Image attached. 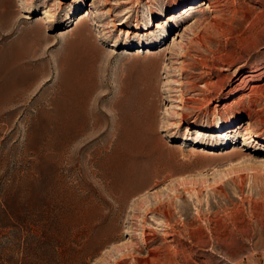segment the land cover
<instances>
[{"label": "rangeland", "instance_id": "1", "mask_svg": "<svg viewBox=\"0 0 264 264\" xmlns=\"http://www.w3.org/2000/svg\"><path fill=\"white\" fill-rule=\"evenodd\" d=\"M0 264H264V0H0Z\"/></svg>", "mask_w": 264, "mask_h": 264}, {"label": "bare ground", "instance_id": "2", "mask_svg": "<svg viewBox=\"0 0 264 264\" xmlns=\"http://www.w3.org/2000/svg\"><path fill=\"white\" fill-rule=\"evenodd\" d=\"M203 4H204V3H203ZM204 5H206V4H204ZM208 6H210V5H208ZM208 8H211V6L208 7ZM210 10H211V9H210ZM217 21H218V20L213 19L212 22H211V24H212V25H216V24H217ZM157 28H159V25H157ZM180 109H181V108H180Z\"/></svg>", "mask_w": 264, "mask_h": 264}]
</instances>
